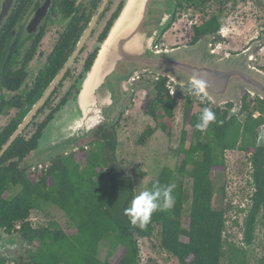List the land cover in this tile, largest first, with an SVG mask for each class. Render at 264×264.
Returning <instances> with one entry per match:
<instances>
[{
    "label": "trees",
    "instance_id": "trees-1",
    "mask_svg": "<svg viewBox=\"0 0 264 264\" xmlns=\"http://www.w3.org/2000/svg\"><path fill=\"white\" fill-rule=\"evenodd\" d=\"M177 2V12L216 6L213 13L202 17V21L193 26L189 41L193 44L206 34L220 31L228 5L235 6L238 0ZM176 19L177 13L174 23ZM111 24L112 20L101 38H105ZM221 41V35H216L214 45ZM95 55L93 52L89 57L86 71ZM142 76L153 78L152 98L145 111L155 120L156 129L169 132L177 105L170 91L171 84L166 77ZM195 98L194 94H186L183 123L187 129L182 132L179 146L184 158L176 169L164 167L153 185H171L174 202L167 210L153 213L143 227L132 225L129 217L124 215L134 188L132 178L116 162L117 125L126 107L114 125L98 126L92 131L94 137L91 140L82 139L75 145L47 153L50 154L48 157L36 162L37 166L42 165L36 170H30L26 160L31 158L42 130L54 114L40 124L33 137H20L5 155V160L10 161L13 157H18V160L0 170V227L7 232H18L27 245V257H21V261L15 264H139V241L151 239L157 228L161 248L176 257L180 264H224L226 258L229 264H247L245 247L232 243L227 249L225 247L227 209L215 208L214 202L217 195H225L226 186L217 188L213 176L226 172L227 151L240 150L250 154V185L254 191L243 224V240L246 246L253 244L258 225L264 226V148L257 147V128L264 123V101L249 99L250 95L246 93L240 114L228 118L231 103L216 108L206 99L195 111ZM66 101L67 98L61 104ZM204 107L215 112L216 121L201 131L196 124ZM243 114L246 118L242 121L239 116ZM153 132L150 127L142 134V139ZM189 135L190 143L186 146ZM185 177L191 180V189H187ZM53 205L72 221L73 233H68L57 221L33 227L30 220L32 212L43 211ZM35 241L39 245L34 249ZM103 241L108 244V249L102 260L98 251ZM118 249L119 254L111 262L110 258ZM256 264H264V240L263 254Z\"/></svg>",
    "mask_w": 264,
    "mask_h": 264
},
{
    "label": "water",
    "instance_id": "water-1",
    "mask_svg": "<svg viewBox=\"0 0 264 264\" xmlns=\"http://www.w3.org/2000/svg\"><path fill=\"white\" fill-rule=\"evenodd\" d=\"M107 3L108 0H103L77 49L43 97L26 113L23 123L0 152V157L23 132L65 72L73 66ZM177 6V0L123 1L107 35L98 43L92 65L78 80L77 91L46 124L32 157L75 145L98 126L114 125L127 100L134 97L137 79L145 74L166 77L180 89L190 87L193 79L204 81L202 96L212 106L219 108L232 104L228 118L240 114L246 93L264 101V70L251 64L259 40L239 53L218 54L213 40L221 33L220 30L204 35L193 44L155 48L174 23ZM257 147L264 148V123L257 128ZM19 248L20 244L14 238L8 249H0V257L7 262H15Z\"/></svg>",
    "mask_w": 264,
    "mask_h": 264
},
{
    "label": "rangeland",
    "instance_id": "rangeland-1",
    "mask_svg": "<svg viewBox=\"0 0 264 264\" xmlns=\"http://www.w3.org/2000/svg\"><path fill=\"white\" fill-rule=\"evenodd\" d=\"M215 10V5L212 7L205 6L204 9L195 7L179 10L175 23L169 30L165 31L159 46L171 48L188 44L192 37L193 26L199 24L202 17H208ZM223 17L224 22L220 33L222 41L214 45L215 39L213 40L216 52L218 54L226 52L239 53L249 47L252 42L259 40L260 44L255 48V56L251 64L264 70V0H238L235 6L233 4L228 5ZM94 40L73 68L72 77L66 80L60 95H63L70 85H73L74 79L79 75L78 73L86 57L92 51ZM152 79L147 76L139 77L136 82V93L134 97L127 100L124 106L126 107L125 113L117 125L116 162L132 178L133 195L139 194L142 190L151 189L156 181L155 179L164 167L168 166L176 169L184 158V155L179 152L182 132L187 129L183 123L184 105L186 94L193 93L190 89H187L188 86L180 89L169 82L172 87L171 94L175 97L177 105L172 128L169 132H162L160 129H156L155 120L145 111L152 98ZM59 99V97L56 98V103ZM249 99H254V96L250 95ZM205 100L206 98L203 96L195 98V111L201 108L199 103H205ZM225 106L223 105L220 108ZM256 115H258L257 112ZM44 116L42 115L38 121H41ZM239 117L243 121L246 115L243 114ZM150 127L154 129L153 134L142 139V134ZM34 132V130H28L27 136L29 137ZM93 132L83 140H91L94 137ZM189 143L190 135L187 138L186 146H189ZM49 155L44 154L40 159L31 156L28 161L31 166L30 170L38 165L35 162L42 161ZM249 158L250 154L240 150L226 152V172L220 176H213L216 187L219 188L225 185L226 191L224 196L217 195L214 207L217 209L225 207L227 209L226 249L231 243L238 247H245L247 249V264H256L263 254L264 226L262 224L258 225L253 244L246 246L243 240V224L250 209L251 195L254 191L250 185L252 183V168ZM184 182L187 189H191L192 182L189 177H185ZM30 220L35 228L47 226L49 222L57 221L68 233L74 231L72 221L54 205L47 206L43 211H33ZM160 239L159 228H157L151 239H140L139 264H180L176 257L161 248ZM38 245L39 242L35 241L32 248L35 249ZM107 249L108 244L103 241L98 251L100 259L103 260L106 257ZM119 252L120 249L116 250L110 258L111 262L115 260ZM24 257L27 256L24 255ZM223 263L229 264L228 259H224Z\"/></svg>",
    "mask_w": 264,
    "mask_h": 264
},
{
    "label": "flooded vegetation",
    "instance_id": "flooded-vegetation-1",
    "mask_svg": "<svg viewBox=\"0 0 264 264\" xmlns=\"http://www.w3.org/2000/svg\"><path fill=\"white\" fill-rule=\"evenodd\" d=\"M123 1L108 0L73 66L65 72L23 132L0 157V170L10 162L18 160V157L5 160V155L13 144L20 137H33L40 124L62 106V100H68L77 91V82L86 71L89 57L93 52L97 53L98 43L103 40L101 36L109 21L113 22L118 16ZM102 2L103 0H0V152L23 123L26 113L43 97L51 82L77 49ZM93 39L92 51L86 57L79 75L74 79L73 85L60 95L64 83L71 79L73 68ZM57 97L60 99L56 103ZM42 115L45 116L38 121ZM28 130L35 132L28 137ZM30 159L29 157L26 160L29 167ZM14 238L20 244L16 252L17 260L7 262L0 257V264L18 263L26 255L27 245L21 235L18 232H7L0 227V249H8Z\"/></svg>",
    "mask_w": 264,
    "mask_h": 264
},
{
    "label": "clouds",
    "instance_id": "clouds-1",
    "mask_svg": "<svg viewBox=\"0 0 264 264\" xmlns=\"http://www.w3.org/2000/svg\"><path fill=\"white\" fill-rule=\"evenodd\" d=\"M205 83L199 79H193L190 91L198 98L204 93ZM216 121V114L210 107H204L199 114L196 128L207 129L211 123ZM174 202L173 187L171 185H155L151 189H145L139 194L133 195L129 206L124 209V215L129 217L132 225L143 227L151 219L153 213L167 210Z\"/></svg>",
    "mask_w": 264,
    "mask_h": 264
},
{
    "label": "built area",
    "instance_id": "built-area-1",
    "mask_svg": "<svg viewBox=\"0 0 264 264\" xmlns=\"http://www.w3.org/2000/svg\"><path fill=\"white\" fill-rule=\"evenodd\" d=\"M165 47V46H163ZM156 49L162 48V46H159L158 44L155 46ZM171 87V86H170ZM172 88V87H171ZM42 165L40 164L39 166L33 167V170H36L37 168L41 167Z\"/></svg>",
    "mask_w": 264,
    "mask_h": 264
}]
</instances>
